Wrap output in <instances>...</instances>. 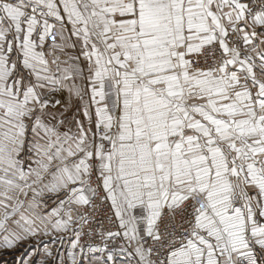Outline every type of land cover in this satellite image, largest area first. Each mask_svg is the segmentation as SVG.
I'll return each instance as SVG.
<instances>
[{
	"label": "snow or ice",
	"instance_id": "6c2138e0",
	"mask_svg": "<svg viewBox=\"0 0 264 264\" xmlns=\"http://www.w3.org/2000/svg\"><path fill=\"white\" fill-rule=\"evenodd\" d=\"M16 250L264 264V0H0V254Z\"/></svg>",
	"mask_w": 264,
	"mask_h": 264
},
{
	"label": "rangeland",
	"instance_id": "374dc122",
	"mask_svg": "<svg viewBox=\"0 0 264 264\" xmlns=\"http://www.w3.org/2000/svg\"><path fill=\"white\" fill-rule=\"evenodd\" d=\"M19 251L20 250L8 251L4 254H0V264H4V262H6V264H13L14 258L19 254Z\"/></svg>",
	"mask_w": 264,
	"mask_h": 264
}]
</instances>
